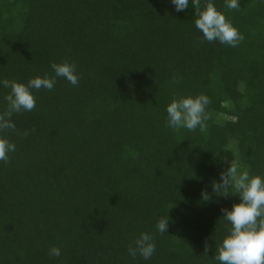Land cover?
<instances>
[{
  "label": "trees",
  "instance_id": "trees-1",
  "mask_svg": "<svg viewBox=\"0 0 264 264\" xmlns=\"http://www.w3.org/2000/svg\"><path fill=\"white\" fill-rule=\"evenodd\" d=\"M0 264H264V0H0Z\"/></svg>",
  "mask_w": 264,
  "mask_h": 264
}]
</instances>
